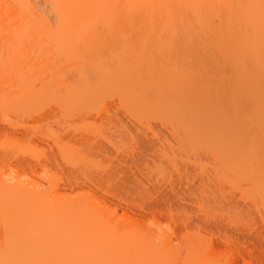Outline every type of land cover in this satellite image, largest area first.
I'll return each instance as SVG.
<instances>
[{"label": "bare ground", "instance_id": "obj_1", "mask_svg": "<svg viewBox=\"0 0 264 264\" xmlns=\"http://www.w3.org/2000/svg\"><path fill=\"white\" fill-rule=\"evenodd\" d=\"M48 1L57 18L56 28L53 31L45 23L44 16L40 17L38 10H35L37 8L33 9V5L30 6L31 1L0 0V8L7 12V16L12 14L16 16L14 19L10 17L13 21L8 18L11 21L9 27L1 21L0 33L5 31L7 37H14L15 42L11 39L13 45L19 43L22 36L29 37L33 32V36L41 35L39 38L47 35L50 40L52 37L51 42L54 40L56 46L52 44L55 50L59 49L56 53L63 52L61 54L67 57L72 52L73 55L68 58L74 60L73 68L76 67L80 72V64L83 65V62L80 63L81 60L74 56H84L83 52L89 56L91 54L92 57L87 59V63L97 76L99 89L94 85L84 87L82 90L60 97L59 105H69L66 109L68 111L76 106H86L88 102L95 101L96 104L100 95H105L107 83L118 89L119 86L125 90L136 87L144 95L147 93L151 96L157 95L158 102L166 107L157 106L149 111L147 106H139L141 101L137 100L136 106H133L134 114L137 111L145 112V116L155 118L161 124L171 123L177 144L181 147L186 144L189 151L194 150L198 154L195 164L196 169L201 171L202 181H211L213 187L217 185L219 188L227 187L226 184L229 183L230 188H239L241 194L243 191L240 190L239 182L248 181V185H255V188L251 190L252 192L244 193L243 196L256 204L263 200L260 199L262 194L256 195L259 191L256 192L255 189L257 185L263 186L264 183L262 169L261 171L258 169L264 157L262 153L264 149L260 148V145L264 147V131L263 133L260 131L262 137L259 136L257 139H253L256 135L252 134L255 143H260L257 144L260 146L257 150H261L260 155L255 151L252 143L250 145L247 143L249 140L247 136L249 137V131H252L249 128L254 126L253 123L257 124V130L264 126V120L252 117L249 112L250 106L260 108L261 112L264 108V0ZM5 11L3 12L6 13ZM215 19L220 22L219 26L215 25ZM194 24H197V33L210 35L215 40L218 60L211 58V69L218 71L219 62L233 66L230 75L219 74L217 78L208 75V70L202 65L203 58L208 54L202 46H194L196 53L194 60L197 67L191 66L184 52L191 42L185 36H178L177 32L178 29L194 28ZM100 26L102 29L98 28ZM102 30L105 31L102 33ZM13 33L15 36H11ZM173 38L177 40L173 41ZM15 48L16 46L13 49L16 50ZM65 49H68L66 51H69V54ZM76 51L79 55H75ZM104 52L109 57H106ZM13 58L12 55V58H9L10 62L9 60L4 62L10 65ZM178 58L181 67L175 64ZM3 63H0L1 67ZM21 63L23 65V62ZM113 66H116V69ZM10 67L12 69V66ZM12 72L14 75L15 71ZM1 73L0 79L4 82V86L8 85V89L3 86L5 89L0 90L1 106L20 105L21 108H26L29 104L32 106L31 102L34 99L35 104L40 100L38 96L34 97L35 94L44 97V92L41 93L43 87L37 88L38 93V90L32 86L29 87L30 89L25 87L24 84L29 81L22 73L20 74L27 83L18 84L21 87L19 90L16 83L17 89L14 83H6L9 81L7 78H11L7 76L8 74L1 76ZM10 80L15 81V79ZM28 84L26 86H30V83ZM102 99L98 100L99 103ZM197 129L202 132L196 133ZM71 149L74 150L70 147L59 148L58 152L60 155L61 152L65 155V151L70 153L73 151ZM202 156L210 160L207 162L210 163L209 168L203 164ZM66 161L71 163L68 162V158ZM10 174L3 169L0 171V264L170 263L176 250L173 251L172 245L168 243L171 240L167 231L160 229L158 233L156 228L155 230L146 225V221L150 218L146 212L155 210V208L150 209L151 204H148L149 208L146 204L139 203L138 206L140 209L143 208V211L138 212L133 209L134 204L137 206V203L120 196L119 208L123 210L125 218L121 217L123 215L119 216L122 222L127 223L122 227V222L119 220L118 227L114 224L112 215H106L105 208L101 207L102 202L107 204L108 200H99L100 196H97L99 197L97 199L98 194L93 193L94 191L92 194H96L95 197L88 194L78 201L58 199L56 196L61 193L59 191L61 186L57 182L49 180L50 184L52 183V195L50 190L46 192L45 188H40L43 182L32 183L29 179H22L21 176L26 173L15 171ZM89 182L92 181L89 179L87 183L84 181L81 182L82 184H77L70 179L69 186L63 188L71 191L77 187H84L83 185L88 186ZM176 220L183 224L188 222L185 217ZM195 239L193 238V241ZM189 240L185 241L186 246L190 242L187 249H194L192 246L195 244L192 245V239ZM202 247L201 252L195 249L202 257L200 261L199 259L195 261L196 264H204L202 261L205 255L202 254L204 252ZM207 258H210L209 255ZM239 258L246 264H264V250L237 249L231 256L230 264L236 263ZM207 261L209 263L205 262V264H217L211 258L212 263Z\"/></svg>", "mask_w": 264, "mask_h": 264}, {"label": "rangeland", "instance_id": "obj_2", "mask_svg": "<svg viewBox=\"0 0 264 264\" xmlns=\"http://www.w3.org/2000/svg\"><path fill=\"white\" fill-rule=\"evenodd\" d=\"M29 2L32 3L30 6L33 5V9L37 8L35 10H38L40 17L44 16L45 23L53 31L56 28L57 18L50 1L29 0ZM3 11L5 10L0 8V23L3 21L4 25L9 27L11 21L8 18L12 16L14 19L16 16L14 17L13 14L7 16V12L4 13ZM11 18L10 20L13 21ZM214 23L216 26L220 24L216 19ZM98 28L102 29L101 26ZM180 28L182 29V27ZM197 28V24H194V28L178 29L177 32L178 36H185L191 42V45L184 49L186 57L192 64L191 66H194L193 68L197 67L194 60L196 55L194 46H202L208 54L202 62L203 67L208 70V75L211 78H217L219 74L230 75L233 66L219 62L218 71L211 69V58L214 57L218 60L215 40L210 35L197 33ZM103 31L105 30H102V33ZM4 32H2L3 34L0 33L5 35L4 38L0 35V58L1 61L3 60L0 63L2 64L4 60L10 62L9 58H12L13 55L15 62L18 64L23 62V65L22 63L19 64L20 66L18 64L14 65V60L11 62L13 65L11 63L7 65L8 63L4 62L6 64L3 63L4 66L2 65V67L4 68L0 64V72L3 73H1V76L8 74L7 76L11 77L10 79H15L12 82L7 78L9 81L7 80L6 83L8 84L11 82L18 85L29 81L30 86H26L28 83L24 84L27 88L32 86V88L38 90L37 88L41 89L43 87L41 93L44 92V97L41 98L39 94H35V91L33 95L36 96L34 97L38 96L40 100L36 98L37 104H35L33 98L32 106L29 104L27 107L24 106L26 108H21L20 105H17L19 107L15 105L13 107L9 105L1 106L0 104V171L2 169L6 170L7 174H13L15 171L26 173V175L21 176L22 179H29L32 183L43 182L40 188H45L46 192L50 190L49 192L52 195V183L50 184L49 180L57 182L61 186V189H59L61 193L56 196L58 199L66 198L70 201L74 199L76 201L77 199L78 201L79 198L83 199L85 195H91L94 191L93 193L98 195L92 194V196L95 197L96 195V198L100 196L99 200L102 201L108 200L107 204L110 206L106 207L107 204L102 202L104 206L101 205V207L105 208L106 215H112L115 220L113 222L118 227L119 220L122 222L121 217L125 218L123 210L119 208L118 199L120 196L137 203V206L139 203L141 205L146 204L147 207L151 204V208L150 206L149 208L151 210L155 208V210L149 213L146 212L150 217L146 221V225L152 227V229L156 228V232L160 229L167 231V235L171 238H169L171 241L168 243L170 246L172 245L173 251L176 250L173 254L174 258H171L169 264H196L195 261H198V259L200 261L201 256L198 255V252L202 246L204 250L202 254L206 256L203 257L202 262L204 264L208 262L207 260L210 261V258L217 264H224L225 262L230 264L232 263L231 256L235 254L237 249L257 248L264 250V183L263 186L257 185L258 187L255 189L256 192L259 191L256 195H263H261L262 198L260 197L263 200L256 204L243 196L244 193L255 188V185H248V181L242 180L243 182H239L243 194L240 193L239 188H230L229 183L226 184L227 187L223 186L224 188H219L216 185L214 186L215 190L212 186L213 183L210 184L211 181H202L201 171L196 169L195 164L198 154L194 150L189 151L186 144L182 147L177 144L171 123L161 124L156 121L157 119L145 116V112L137 111L134 114L133 106H136L135 102L137 100L141 101L139 106H147L149 111L157 106L166 107L158 102L157 95L151 96L150 93L144 95L136 87L125 90L120 86L118 89L107 83L105 85L107 87L105 95H100V98H97L98 100L103 98L100 103L96 100V104H94L95 101L88 102L86 106L83 105L84 107L76 106L73 108L74 110L70 108L71 110L67 111L69 105L61 106V104H58L60 97L92 85L99 89L97 76L87 63V59L92 57L91 54L89 56L83 52L84 56H74L81 60L80 63L83 62V65L79 63L81 65L80 72L76 70V67L73 68L74 60L68 58L73 55L72 52L67 57L61 54L63 52L56 53L59 49L56 48L58 50H55L54 40L51 42L52 37L49 36L51 37L49 40L47 33H45L46 36L39 38L41 35L38 37L33 36L34 32L32 31V37L22 36L23 38L21 37L19 43L13 45L16 41L15 38L7 37ZM30 33L28 32V34ZM13 35L14 33L11 36ZM11 39L14 42H11ZM175 39L172 40L175 41ZM7 40H10V42ZM12 45L13 48L16 46V50L12 48ZM66 50L68 49H65V52L69 54V51ZM26 54L27 56H25ZM15 55L17 56L15 57ZM75 55H79L78 52ZM105 56L109 57L108 54H105ZM175 64L178 67L182 66L179 58L176 59ZM10 66H12V69ZM30 68L33 72L29 71ZM10 69L15 71L14 75ZM5 72L6 74H4ZM20 73L25 75L28 80L26 81ZM15 76L17 77L15 78ZM6 83L5 85H7ZM34 83L35 85H33ZM0 84V90H4V87L8 89V85L4 86L1 79ZM19 86L18 90L21 88ZM43 89L44 91H42ZM263 111L264 108L262 112L260 108L252 106L249 108L252 117L261 118V120H264L262 119L264 118ZM76 114L77 116H75ZM256 125V123H253V127L249 128L252 131L248 130L249 137L247 136V139L249 140L247 143L249 145L252 143L251 145L256 149L255 151L259 152L260 155L261 150H257L264 149V147L263 145H260L261 147L257 145L260 143H255L256 140L253 139L261 136L264 126H261L262 130L261 127L258 128L260 130H257ZM201 132L200 129H197L196 133L200 134ZM252 134L256 137H253ZM253 143L256 145L254 146ZM64 147L66 149H69V147L74 148L70 152L72 156L68 151H65V155L63 152H61V155L59 154V148ZM73 152H75V155H73ZM204 154L202 153V155ZM63 156L68 158V162L71 163H67L66 158ZM202 159L203 164L206 165L205 167L209 168L210 163L207 162L210 160L203 156ZM261 162H259L261 165H258L260 167L258 169L260 171L262 169L264 179V157ZM67 179L69 181L71 179L77 184H82L84 181L87 183L89 179L92 182H89L88 186L83 185L82 189L77 187L74 188L75 190L70 191L68 188H63L69 186ZM93 185L97 187H92ZM160 185L161 187H159ZM152 205H156V207ZM137 206L134 204L133 209L138 212L143 211V208L140 209ZM119 215L123 216L120 217ZM179 217L187 218L188 222L184 224L176 222ZM126 223L122 222V227ZM193 238H196L195 242ZM186 239L187 241L192 239L191 244H195V246H190L194 249L190 247V249H187L190 242L186 246ZM196 244L199 246H196ZM195 249L199 251L196 253ZM177 251L178 253H176ZM208 255L209 259L207 258ZM244 263V260L239 258L233 264Z\"/></svg>", "mask_w": 264, "mask_h": 264}]
</instances>
